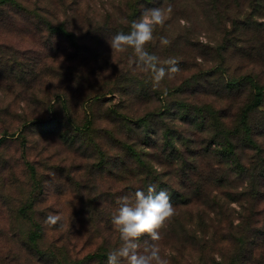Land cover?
<instances>
[{"label":"rangeland","instance_id":"obj_1","mask_svg":"<svg viewBox=\"0 0 264 264\" xmlns=\"http://www.w3.org/2000/svg\"><path fill=\"white\" fill-rule=\"evenodd\" d=\"M16 1L0 4V264L115 249L117 199L150 186L171 202L173 190L191 201L173 205L162 230L169 264L213 263L189 239L195 232L215 235L219 261L220 251L233 252V237L264 229L256 198L264 191V102L249 117L259 147L233 135L227 156L205 108L234 129L264 85V0ZM169 5L170 19L146 49L177 58L180 72L154 88L129 64L130 51L112 55L107 38L129 32L145 8ZM46 20L64 23L76 42L51 33ZM161 36L170 44L161 46ZM49 213L61 215L59 225L44 223ZM39 228L47 256L28 240Z\"/></svg>","mask_w":264,"mask_h":264},{"label":"clouds","instance_id":"obj_2","mask_svg":"<svg viewBox=\"0 0 264 264\" xmlns=\"http://www.w3.org/2000/svg\"><path fill=\"white\" fill-rule=\"evenodd\" d=\"M172 11L171 5L145 8L140 17L131 22L129 32H117L107 38L112 55L130 51L129 64H134L141 72L148 74L154 88H159L165 79L171 80L180 72L177 58L161 60L146 49V45L155 39V30L165 25ZM159 42L161 46L170 44L164 36L159 38ZM117 204L111 223L119 233L120 243L108 252L106 264H169V260L161 256L159 247L163 239L162 230L175 215L169 194L165 190L156 192L155 186H150L147 194L137 190L119 197ZM61 220V215L49 213L44 223L55 227ZM145 236L148 239L141 243Z\"/></svg>","mask_w":264,"mask_h":264},{"label":"trees","instance_id":"obj_3","mask_svg":"<svg viewBox=\"0 0 264 264\" xmlns=\"http://www.w3.org/2000/svg\"><path fill=\"white\" fill-rule=\"evenodd\" d=\"M17 4L16 0H0V4ZM46 25L51 33H60L61 35H65L68 37L70 41L76 42L74 39L75 36L72 32H70L68 29L65 28L64 23H59L57 25L52 24L50 21L46 20ZM259 90L257 94L255 95L253 101L248 104L243 109V116L241 118V122L239 125H237L234 129H227L226 126L223 124V122L219 121V118L217 117V113L215 110H213L210 107H205L207 111L211 114V116L216 121V127L217 132L214 134V137L216 136L220 140L213 138V142L217 143L216 145L219 148V152L223 156L231 155L235 153V144L233 141V135H243L241 139L245 140L249 145L253 147H259V144L254 140L252 137L253 132L255 130V123H252V121L249 120L250 115L255 112L256 110H259L261 108V105L264 102V85L258 86ZM158 95H161V91H157ZM168 109V108H167ZM171 110V109H168ZM199 110H202L199 108ZM147 118L143 117L140 118L138 121L141 122V124H147ZM244 126L245 134H243L242 127ZM226 140V142H223L222 140ZM132 151H135V149L132 146H129ZM136 156H139L138 154H135ZM237 159V156H236ZM263 165V164H262ZM250 171V170H248ZM254 173V171H252ZM264 176V172H263ZM256 187V186H255ZM255 187L253 190H255ZM173 198L175 199L172 201V205H181V204H190L191 201H186L187 199L184 198L185 201L180 199L181 197H184L181 192H177L173 190ZM195 192V191H193ZM261 195V196H259ZM263 197V198H262ZM259 201H264V191H258L257 197ZM30 206V205H29ZM24 211H27L26 209ZM40 227H42L41 224H39ZM204 227V225H203ZM42 228L38 230L31 231L28 240L30 241L31 247L34 248L37 252L40 253L41 256H47V252L42 250L39 246V240L43 238ZM255 235H251L250 239H247V235H244L245 237H233L230 242H234L233 245V252L230 253L228 257L225 256L224 251H220V257L221 259L218 261L215 259V253L217 249H215L216 244H219L218 241L215 240V235H211L209 237L199 236L196 232L191 237L189 236L190 240H194L200 248V252L203 255L206 252L211 254L213 256V263L212 264H262L263 258H264V229H257L255 231ZM110 250L106 247H100L94 252L88 253L86 256L80 258V259H58L56 264H106L107 260V254ZM49 255V254H48Z\"/></svg>","mask_w":264,"mask_h":264}]
</instances>
